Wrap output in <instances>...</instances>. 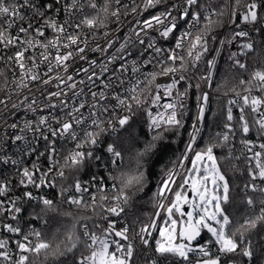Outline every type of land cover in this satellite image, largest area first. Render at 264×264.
Listing matches in <instances>:
<instances>
[{
	"label": "built area",
	"instance_id": "2783aa9c",
	"mask_svg": "<svg viewBox=\"0 0 264 264\" xmlns=\"http://www.w3.org/2000/svg\"><path fill=\"white\" fill-rule=\"evenodd\" d=\"M198 1L0 0V264H29L45 248L40 228L47 223L32 221L31 203L82 210L87 198L92 212L107 180L92 167L85 182L70 175L83 159L98 161L101 171L117 165L107 141L133 121L142 99L154 134L179 127L196 98L189 142L158 183L141 235L131 234L122 216L99 232L85 227L90 253L81 264L96 263L101 251L117 264H203V256L227 250L204 241L198 226L203 235L192 256L171 258L161 247L163 218L202 135L226 40L232 34L233 54L255 41L253 22L231 28L228 21L211 46L189 52L203 22L216 17L198 11ZM254 111L264 126V100ZM107 201L110 215L125 211L124 199Z\"/></svg>",
	"mask_w": 264,
	"mask_h": 264
},
{
	"label": "trees",
	"instance_id": "16d2710c",
	"mask_svg": "<svg viewBox=\"0 0 264 264\" xmlns=\"http://www.w3.org/2000/svg\"><path fill=\"white\" fill-rule=\"evenodd\" d=\"M230 9L231 28L253 22L254 45L240 46L234 55L230 50L232 34L227 38L202 135L175 186L169 205L177 192L186 193L185 175L195 155L201 152L212 156L211 164L228 181L229 197L223 203L229 217L225 233L236 249L202 259L216 260L217 264H264V192L258 189V184L264 187V126L254 111V102L264 100V0H199L197 10L215 11L216 17L203 22L202 29L192 37L189 52L198 51L202 45H212L224 30ZM145 107L142 99L133 109V121L117 138L107 141L120 158L115 167L108 166L107 171H101L98 161L83 159L70 175L85 182L92 167L97 177L104 176L107 180L105 193L99 192L92 212L87 210V198H84L82 210L29 205L32 221L47 224L40 228L45 248L31 256L27 263L81 264L90 253L84 228L92 233L99 232L104 222L116 217L122 216L128 222L131 234L136 236L148 226L157 203L158 183L175 169L189 142L197 103L195 98L190 117L179 127L154 134L147 132ZM251 146L255 151L249 149ZM258 167L262 168L259 176ZM115 198L125 202V211L120 215L108 213L113 201L108 203L107 199ZM203 240L216 242L206 234Z\"/></svg>",
	"mask_w": 264,
	"mask_h": 264
},
{
	"label": "rangeland",
	"instance_id": "374dc122",
	"mask_svg": "<svg viewBox=\"0 0 264 264\" xmlns=\"http://www.w3.org/2000/svg\"><path fill=\"white\" fill-rule=\"evenodd\" d=\"M251 16L254 17V12H251ZM228 21H231V12ZM232 48L230 45L231 51ZM254 103L257 104V101ZM212 160V156L208 154L197 153L185 175V185L192 191V197H188V192H177L173 202L168 204L161 228V247L179 258L185 259L197 249L196 245L190 244L186 239L185 229L191 221L204 230L206 235L222 243L225 249L235 248L234 244L226 239L225 233L229 217L225 213L223 203L227 202L229 197L228 181L220 170L211 164ZM188 202L190 209L185 213L183 207ZM107 257L106 252H99L94 264H117ZM202 263L217 264V261L207 260Z\"/></svg>",
	"mask_w": 264,
	"mask_h": 264
},
{
	"label": "water",
	"instance_id": "95a60500",
	"mask_svg": "<svg viewBox=\"0 0 264 264\" xmlns=\"http://www.w3.org/2000/svg\"><path fill=\"white\" fill-rule=\"evenodd\" d=\"M188 187V186H187ZM188 197L191 198L192 197V191L189 190L188 191ZM190 209V202H188L184 207H183V211L185 213H188ZM186 232V239L190 244H195L198 243L199 240L202 237V232L199 230V228L197 227L196 224H194L193 221L190 222V227H187L185 229Z\"/></svg>",
	"mask_w": 264,
	"mask_h": 264
}]
</instances>
